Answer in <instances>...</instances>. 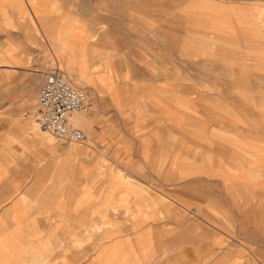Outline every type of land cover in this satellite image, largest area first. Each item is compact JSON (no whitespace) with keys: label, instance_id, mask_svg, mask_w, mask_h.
I'll use <instances>...</instances> for the list:
<instances>
[{"label":"crops","instance_id":"crops-1","mask_svg":"<svg viewBox=\"0 0 264 264\" xmlns=\"http://www.w3.org/2000/svg\"><path fill=\"white\" fill-rule=\"evenodd\" d=\"M71 2L0 0V96L2 86H7V71H15L20 77L31 72L44 77L46 71L60 69L64 64L69 67L71 57L78 64V74L86 76L97 90L101 87L105 91L104 84L117 86V76L122 79L128 68L120 65L116 53L122 47L116 28L105 26L98 31V25H86V1L78 0L76 11L71 10ZM252 2L257 4L255 0L231 1L229 4L235 6L222 7L221 12L215 11L214 4H197L201 10L194 17L195 21L208 23L206 26L211 23L212 28L221 25L218 31L222 39L237 38L238 45L241 41L248 45L244 55L230 41L228 46L236 50L209 42L205 47L207 52L216 50L226 56H221L220 65L216 64L225 70L221 84L236 93L238 103L253 100L255 105L264 102V19L248 7ZM233 8L241 27L232 31L238 34L231 35L229 11ZM203 12L206 16L199 17ZM138 35L135 37L141 34ZM204 36L217 38L213 30ZM65 40V55L56 59L53 42L63 47ZM232 52L238 56L235 65H229ZM134 54L140 57L139 52ZM161 58L163 63L159 64L154 82L149 72L153 63L141 62L135 63L131 83L138 87L167 84L164 53ZM98 63L101 69L95 75L97 67L91 68ZM173 65L175 71H181L179 65ZM141 66L147 68L146 73ZM103 78L108 81L104 83ZM177 78L175 73L174 80ZM205 84L219 83L209 80ZM251 86L253 90H247ZM223 92L229 97L227 89L218 88L212 98L217 100ZM134 93L136 99L130 98L135 105L141 91L135 89ZM115 94L109 101L105 99L109 106H103L97 97L90 113L72 116L87 134L83 144L50 141L27 126L21 127L23 130L0 131V264H175L182 261L183 253H190L182 250L183 211L200 213L199 221H204L205 216L211 219L214 213L230 214L237 208L245 213L247 208L253 209L247 204L260 197L255 191L246 189L237 194L214 190L213 180L191 177L186 172L194 169H183L176 159L167 161L164 133L157 132L161 138L151 139V123L129 125L130 121L125 124L121 117L119 125V111L125 108L123 103L128 97L120 99L118 91ZM0 100L6 99L1 96ZM129 117L132 120L136 113ZM257 139H243V145L238 147L245 151L251 148L250 153L261 155L263 145L260 136ZM230 144L220 145L217 137L207 147L236 148ZM218 160L215 159L217 164L226 163L225 159ZM248 170L243 180L252 177L255 183H261V169L252 173ZM253 227L259 230L260 224L254 222ZM167 230L175 235L170 238Z\"/></svg>","mask_w":264,"mask_h":264},{"label":"rangeland","instance_id":"rangeland-1","mask_svg":"<svg viewBox=\"0 0 264 264\" xmlns=\"http://www.w3.org/2000/svg\"><path fill=\"white\" fill-rule=\"evenodd\" d=\"M71 1V10L76 11L78 0ZM83 1H86V25L91 24L92 27L94 24L98 25L100 27L98 31L105 26H109L112 30L116 28L119 35L117 40L122 46L118 47L120 49L116 53L121 60L120 65L128 68L123 78L120 79L118 75L117 86L110 87L104 84L105 91L101 90V87L97 90V86H93L86 76L78 74L76 68L78 64L72 57L69 67L66 64L61 65L60 69L46 71L44 77L36 76L34 72L20 77L15 71H7V86L5 88L2 86L1 93L3 99L6 100H0V131L23 130L21 127L27 126L28 129L32 128L31 131L34 134L50 141H57L50 134L43 133L36 121L37 101L41 87L47 75L54 71L61 72L65 78L83 90L92 103L89 111L76 113L73 115L74 118L79 117V114L90 113L97 97L99 98L97 100H102L103 106H109L110 103L105 99L108 100L111 96H115L118 91L120 99L128 97V101L123 103L125 108H119L121 109L119 111L121 116L118 117L119 125L121 117L125 124L130 121L129 125L136 123L140 126L151 123L150 127L153 126V128L150 130V138L153 140L157 137L161 138L160 133L163 131L167 146L165 150L167 161L174 162L176 159L183 169L187 171L194 169L192 172H186L192 174L191 177L197 176L198 179L208 177L213 180L214 190L225 189L238 194L239 191L251 189L253 190L251 192L255 191L260 196H257L258 199H251L253 202L247 205H253L251 207L253 209L247 208L248 211L245 213L238 212L237 208V211L235 209L230 214L214 213L211 219L205 216L204 221H199L202 218L200 213L195 215L189 213L190 211L187 213L183 211V228L180 237L185 245H182V250H189L190 253L188 255L183 253L182 261L175 264H264V102H256L255 105L253 100L238 103L236 93L220 82L226 74L223 67L216 64L222 63L221 56L223 55L211 49L207 52L205 47V44L209 42L225 50L229 47L234 50L239 49L244 55L248 45L242 41L238 45L237 42L240 39L237 38L222 39V33L218 31L221 25L215 24L212 28L211 23L206 26L208 23L198 18V21H195L194 17V14L201 10L197 4H214L215 11L221 12L222 7L225 9L235 6L229 2L237 0ZM255 1L257 4L252 2L253 5L248 7L257 10L264 19V0ZM229 13L232 22H230L231 28L229 29L231 32L228 33L238 34L239 32H232L241 27V23L236 21L238 13L234 8L230 9ZM162 18L164 21L161 20ZM211 30L217 38L207 39L204 36ZM136 34L141 35L135 37ZM229 41L233 42L236 49L231 44L228 46ZM53 43V54L56 59H60L63 53L65 55L63 49H67L66 40L63 42V47ZM29 51L34 52L31 49ZM136 52L140 53V57H136L134 54ZM163 53L165 54L164 77L167 84L134 86L131 79L136 72L135 63H153L149 72L151 82H154L159 64L163 63L161 58ZM232 53V57H228L229 65H235L238 60L237 53ZM142 58H148V60H142ZM173 64L179 65L181 71L179 69L175 71ZM91 69H94L93 74L96 75L101 66L98 63ZM142 69L146 73L147 68ZM120 73L122 72L119 67L118 74ZM175 73L178 76L176 80H174ZM139 76L142 77V75ZM103 79L104 83L108 81ZM209 80H217L219 84L217 86L205 84ZM3 83L2 79V85ZM218 88L223 91L227 89L229 97L223 92V94L219 93L217 100L215 96L212 98L211 94H217ZM248 88L250 91L253 90V86L247 87V90ZM135 89L141 93L137 95L140 99L139 103L135 102L134 105L130 97L136 99ZM135 113L136 117L131 120L130 114L134 116ZM74 118H71V122L85 133L87 141L88 137L84 127L76 123ZM107 121L109 125V120ZM157 132L160 133L157 135ZM216 133L220 135L217 136ZM212 136L214 140L219 137L220 145L226 147L232 143L236 148L230 150L214 147L210 149L207 144L213 140ZM257 136H260V142L263 145L261 155L250 153L248 150L251 148L247 150L248 152L242 148L239 149L238 145H243L241 143L243 139L255 142L259 140ZM247 143L245 144L249 146L250 143ZM215 159H219V162L225 159L226 163L217 164ZM248 169H251V173L254 169H261L263 177L261 183H255L251 180L252 177L243 180L245 175L250 173ZM255 208L256 213H254ZM254 222L256 225L260 224L259 230L254 229ZM167 234L170 238L175 235L172 230H167Z\"/></svg>","mask_w":264,"mask_h":264},{"label":"built area","instance_id":"built-area-1","mask_svg":"<svg viewBox=\"0 0 264 264\" xmlns=\"http://www.w3.org/2000/svg\"><path fill=\"white\" fill-rule=\"evenodd\" d=\"M92 103L86 93L65 76L54 71L47 75L37 101L36 121L41 131L60 143L83 144L85 133L71 122L74 114L89 111Z\"/></svg>","mask_w":264,"mask_h":264},{"label":"bare ground","instance_id":"bare-ground-1","mask_svg":"<svg viewBox=\"0 0 264 264\" xmlns=\"http://www.w3.org/2000/svg\"><path fill=\"white\" fill-rule=\"evenodd\" d=\"M198 16H199V17H200V16H206V13H205V12H203V13H199ZM76 122H77V121H76Z\"/></svg>","mask_w":264,"mask_h":264}]
</instances>
